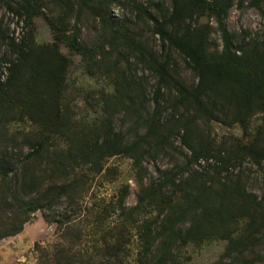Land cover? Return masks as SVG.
Segmentation results:
<instances>
[{
  "label": "trees",
  "instance_id": "16d2710c",
  "mask_svg": "<svg viewBox=\"0 0 264 264\" xmlns=\"http://www.w3.org/2000/svg\"><path fill=\"white\" fill-rule=\"evenodd\" d=\"M57 2L66 13L56 20L49 19L37 1L20 0L18 9L10 7L25 17L31 28L35 17L47 20L55 43L39 49L34 43L33 28L29 42L23 39L19 44L10 40L6 43L15 59H7L8 77L5 82H0V122L19 120L27 115L41 128L43 136L39 140L25 138L22 143L14 139L5 141L15 142L19 151L9 149L8 145L0 148V239L20 234L24 224L37 211L49 209L63 198L74 202L80 187L76 171L85 167L98 168L105 160L118 156L132 160L138 183L143 184L137 206L124 215L127 222H132L138 210L147 217L142 225L143 248L138 259L141 264H146L154 254L160 240L166 239L169 248L156 264H169L174 260L173 246L176 243L188 246L201 242L214 230H221L217 224L226 228L238 217L249 216L251 210L262 208L261 200L243 188H222L216 193H208L206 183L178 180L180 175L183 178L184 172L179 175L178 172L158 169V178L144 184L148 176L145 159L157 147L164 146L168 141L164 132L168 133V125L175 123L162 120L161 98L165 88H173L175 108L184 110L191 120L190 125L197 121H215L228 126L238 124L249 135L250 119L257 109L264 118V30L259 42L234 43L225 19L235 0H171L170 11L151 2L127 0L123 6L129 8L138 21L147 23L158 37L160 53L139 41L127 25L115 26L109 11L114 5L122 4L119 0ZM75 3L109 29L111 39L121 40L128 48V55L134 56L154 75L153 112L147 111L146 104L141 102L146 100L143 89L123 76L118 81L116 94L101 106L107 115L100 128L84 125L80 131L70 133L71 120H67L61 98L71 60L61 53L59 45L64 44L80 55L91 73L97 53L96 47L81 41L78 30L71 35L64 30L68 25L67 14L73 12ZM154 7L160 15L155 14ZM205 17L216 22L222 41L220 52H209L212 27L199 23ZM171 50L185 58L198 79L195 86L188 87L180 79ZM122 111L145 125V133L129 140L122 132L116 131L114 118ZM185 128L188 130V126ZM65 137L67 141L61 149L47 150L45 154L49 167L58 171L61 183L44 185L37 176L29 177L26 166L30 161L44 155L42 151H46L48 143L54 146L56 139ZM182 139L193 152L191 163L197 162L202 155L209 156L210 150L203 144L196 149L186 136ZM25 144L33 153L23 151ZM240 152L257 165H264V123L256 141L244 146ZM128 193L124 191L122 200ZM122 210L126 209L123 207ZM56 222L66 224L60 219ZM114 242L105 240L104 247L98 251L103 264L122 257L123 239ZM82 258L91 260L86 255Z\"/></svg>",
  "mask_w": 264,
  "mask_h": 264
},
{
  "label": "rangeland",
  "instance_id": "374dc122",
  "mask_svg": "<svg viewBox=\"0 0 264 264\" xmlns=\"http://www.w3.org/2000/svg\"><path fill=\"white\" fill-rule=\"evenodd\" d=\"M33 1L42 4L49 19L56 20L66 13L57 0ZM119 1L122 4L114 5L109 11L115 26L127 25L139 41L160 53L161 44L150 26L138 21L136 15L123 6L127 0ZM139 1L160 5L164 11L171 10V0ZM19 3L20 0H0V82H5L8 77L7 59H15L6 44L8 40L16 44L23 39L29 42L33 28L34 43L39 49L55 43L47 20L35 17L31 28L25 17L11 9H18ZM154 11L158 13L156 7ZM225 22L236 45L259 42L264 30V0H235ZM67 23L64 29L67 35L76 29L82 42L97 48L96 65L91 73L80 55L64 44L59 45L61 53L71 60L61 98L62 109L68 114L67 120L72 121L69 123L70 133L80 131L84 125L100 128L107 115L101 106L116 94L118 81L123 76L143 89L146 100L141 102L146 104L147 111L153 112L156 79L134 56L128 55V48L122 45L121 40L111 39V31L88 11L80 9L77 3L73 12L67 14ZM199 23L212 27L209 52H220L222 41L215 20L205 17ZM171 55L177 64L180 79L188 87L195 86L198 79L185 58L174 50H171ZM175 101L173 88H165L161 98L162 120L168 121V124L171 120L175 123L168 125V133L164 132L168 137L164 146L157 147L145 159L148 176L144 184L158 178V169L178 172L179 175L184 172L183 178L180 175L178 180L206 183L208 193H216L222 188H243L255 195L258 201L261 200L262 208L251 210L249 216L238 217L226 228L217 224L221 230H214L210 237L201 242L188 246L176 243L173 246L174 260L169 264H264V165H257L252 158L240 152L259 137L263 129V114L256 110L250 119L249 135H246L238 124L228 126L215 121H197L190 125L189 116L183 109L175 108ZM185 126H188V130ZM114 127L129 140L146 131L145 125L123 111L114 118ZM41 136L43 131L27 115L19 120L0 122V148L8 145L9 149L19 151L15 142L5 141L14 139L22 143L21 140L25 138L39 140ZM183 136L196 149L201 144L207 147L209 156L202 155L197 162L191 163L193 152L183 144ZM64 141H67L66 137L56 139L53 142L56 146L48 143L46 151H42L44 155L35 157L26 166L29 171L27 175L37 176L44 185L61 183L58 171L49 167L45 154L47 150L53 152L61 149ZM23 147L26 154L33 153L28 145ZM76 172L79 173L80 187L74 202L63 198L55 206L34 213L20 234L0 239V264H103L98 251L104 247L105 240L114 242L122 239V257L109 264H141L138 259L143 248L142 225L147 217L138 210L132 222L124 219V215L137 206L143 187L138 183L132 160L125 156L113 157L98 168L85 167ZM125 190L129 193L122 200ZM121 204L126 210H122ZM153 216L156 214L153 213ZM59 219L66 224L56 222ZM167 242L166 239L160 240L146 264H156L169 248ZM84 255L91 260L84 261Z\"/></svg>",
  "mask_w": 264,
  "mask_h": 264
}]
</instances>
